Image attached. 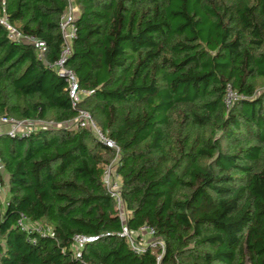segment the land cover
<instances>
[{
	"label": "trees",
	"instance_id": "obj_1",
	"mask_svg": "<svg viewBox=\"0 0 264 264\" xmlns=\"http://www.w3.org/2000/svg\"><path fill=\"white\" fill-rule=\"evenodd\" d=\"M75 5L65 66L93 91L77 108L53 68L68 0H0V19L46 46L0 22V119L42 124L0 132V264H157L121 236L104 183L117 153L79 111L117 144L126 225L154 230L161 264H264V0ZM77 235L97 238L79 258Z\"/></svg>",
	"mask_w": 264,
	"mask_h": 264
},
{
	"label": "built area",
	"instance_id": "obj_2",
	"mask_svg": "<svg viewBox=\"0 0 264 264\" xmlns=\"http://www.w3.org/2000/svg\"><path fill=\"white\" fill-rule=\"evenodd\" d=\"M75 7H77L75 5V0H68V8L63 14L60 21V30L64 45L60 58L53 65V68L56 70L57 75L65 79V81L67 82L68 85L67 90L73 108H77L80 102L86 96L93 94V91L81 89L75 74L65 66L67 58L71 53L72 41L76 36V28L74 23L76 21L78 12ZM0 22L4 26H6V28L9 30L11 34V38L22 40L23 42L32 44L39 51L41 56L44 55L46 51V46L44 42L39 41L33 37L22 36L17 29L12 27L6 21V19H0ZM235 98H236V94L231 90V88H228L226 100H225L226 106L228 108L231 106L232 101ZM76 121L81 126L92 130L96 135V138L101 143H103L106 147L114 150L117 153V158L111 164L105 166L104 183L117 203L118 216L123 222L121 236L125 237L128 240L132 249L137 253H141L147 249H159L161 252L158 254L157 264H161L162 254L163 251L165 250V245L162 240L155 237L154 230L152 228L143 227L138 232L134 233L126 225L127 215L121 194L122 192V187L120 182L121 180L117 175V161L119 159V148L117 144L112 139L108 138L104 133H102V131L96 126V124L93 122L89 114H87L86 112L79 111V116L76 119ZM0 123L11 125L12 129L8 131L9 134L11 135L19 131H28L31 129L38 128L32 126L22 127V125L18 121L12 118H1ZM27 123H31V122H27ZM3 171H4V166L0 159V174ZM1 192H2V184L0 182V203H2ZM96 240H97L96 237L77 235L74 238V245H73L75 256L78 258L81 257V249L85 247L86 244L94 242Z\"/></svg>",
	"mask_w": 264,
	"mask_h": 264
},
{
	"label": "rangeland",
	"instance_id": "obj_3",
	"mask_svg": "<svg viewBox=\"0 0 264 264\" xmlns=\"http://www.w3.org/2000/svg\"><path fill=\"white\" fill-rule=\"evenodd\" d=\"M77 12H78V8L75 7ZM19 123L22 125V127H28V126H32V127H39V126H42V124L38 123V122H31V123H27L25 121H19ZM30 124V125H28ZM52 124V123H51ZM4 125H7V124H1L0 123V128L3 127ZM71 125V124H70ZM8 130H11L12 127L11 125H7ZM1 177H2V192H1V201H2V204L5 202L6 198H7V193H8V186H7V174L5 173V171H3L1 174ZM121 180V179H120ZM121 182V181H120Z\"/></svg>",
	"mask_w": 264,
	"mask_h": 264
},
{
	"label": "crops",
	"instance_id": "obj_4",
	"mask_svg": "<svg viewBox=\"0 0 264 264\" xmlns=\"http://www.w3.org/2000/svg\"><path fill=\"white\" fill-rule=\"evenodd\" d=\"M9 127H7V125H4L3 127L0 128V132H8Z\"/></svg>",
	"mask_w": 264,
	"mask_h": 264
}]
</instances>
